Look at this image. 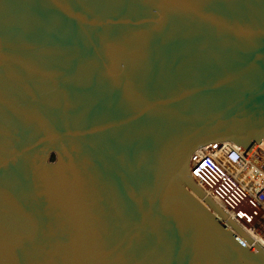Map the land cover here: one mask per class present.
<instances>
[{
  "label": "water",
  "instance_id": "water-1",
  "mask_svg": "<svg viewBox=\"0 0 264 264\" xmlns=\"http://www.w3.org/2000/svg\"><path fill=\"white\" fill-rule=\"evenodd\" d=\"M264 139V0H0V264H264L192 175Z\"/></svg>",
  "mask_w": 264,
  "mask_h": 264
},
{
  "label": "built area",
  "instance_id": "built-area-1",
  "mask_svg": "<svg viewBox=\"0 0 264 264\" xmlns=\"http://www.w3.org/2000/svg\"><path fill=\"white\" fill-rule=\"evenodd\" d=\"M252 151L255 153L230 141H216L193 153L191 170L206 194L264 248L263 140ZM225 205L244 215H232Z\"/></svg>",
  "mask_w": 264,
  "mask_h": 264
},
{
  "label": "bare ground",
  "instance_id": "bare-ground-1",
  "mask_svg": "<svg viewBox=\"0 0 264 264\" xmlns=\"http://www.w3.org/2000/svg\"><path fill=\"white\" fill-rule=\"evenodd\" d=\"M263 148H264V139H263ZM228 206V205H227ZM225 208L232 214V215H239V213H241V211H239V209H236V208H228L226 207L225 205ZM242 214V213H241ZM244 215V214H242ZM246 219L248 220V217H246ZM250 223V222H249Z\"/></svg>",
  "mask_w": 264,
  "mask_h": 264
}]
</instances>
